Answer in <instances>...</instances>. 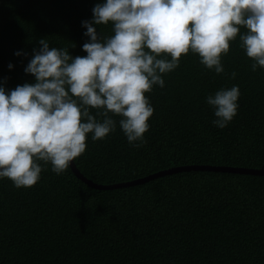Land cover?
Returning <instances> with one entry per match:
<instances>
[{
	"label": "trees",
	"instance_id": "obj_1",
	"mask_svg": "<svg viewBox=\"0 0 264 264\" xmlns=\"http://www.w3.org/2000/svg\"><path fill=\"white\" fill-rule=\"evenodd\" d=\"M102 2L0 0L3 86L35 82L24 69L40 39L68 47L73 57L87 55L82 22ZM93 26L111 34V25ZM239 43V37L230 42L222 57L223 74L205 68L198 54L182 56L163 76L165 86L146 93L155 109L147 143L131 146L114 116L117 127L107 138L92 141L89 134L85 153L74 160L78 170L106 185L174 166L264 169V68L252 71ZM234 85L241 92L238 112L220 129L206 98ZM41 163L45 170L31 188L0 179V264H264L262 175L185 170L96 189L70 166L57 175Z\"/></svg>",
	"mask_w": 264,
	"mask_h": 264
},
{
	"label": "clouds",
	"instance_id": "obj_2",
	"mask_svg": "<svg viewBox=\"0 0 264 264\" xmlns=\"http://www.w3.org/2000/svg\"><path fill=\"white\" fill-rule=\"evenodd\" d=\"M92 12L82 22L87 55L40 39L24 69L35 82L12 90L0 82V179L18 189L40 181L41 162L64 174L85 153L89 134L100 141L116 130L114 116L131 146L145 145L155 111L146 93L163 88V76L190 52L223 74L222 57L239 37L252 71L264 68V0H105ZM93 25H111V34ZM240 95L234 85L207 96L216 127L233 121Z\"/></svg>",
	"mask_w": 264,
	"mask_h": 264
},
{
	"label": "water",
	"instance_id": "obj_3",
	"mask_svg": "<svg viewBox=\"0 0 264 264\" xmlns=\"http://www.w3.org/2000/svg\"><path fill=\"white\" fill-rule=\"evenodd\" d=\"M70 168L72 169L73 173L78 177L80 180H82L84 183H86L88 186H91L96 189H111V188H117V187H123V186H130L134 184H141L146 181H149L153 178H156L158 176H162L165 174H170L173 172L178 171H188V170H212V171H223V172H237V173H246V174H253V175H262L264 176V169L263 168H245V167H229V166H219V165H185V166H174L167 169H163L157 172H154L152 174L146 175L141 178L125 181V182H118V183H112V184H99L95 183L92 180L88 179L86 176H84L76 167L74 161L70 163Z\"/></svg>",
	"mask_w": 264,
	"mask_h": 264
}]
</instances>
